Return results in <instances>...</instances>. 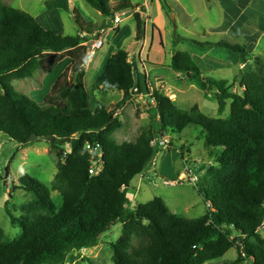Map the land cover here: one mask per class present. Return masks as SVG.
I'll return each mask as SVG.
<instances>
[{"label":"trees","instance_id":"obj_1","mask_svg":"<svg viewBox=\"0 0 264 264\" xmlns=\"http://www.w3.org/2000/svg\"><path fill=\"white\" fill-rule=\"evenodd\" d=\"M84 2L106 18L135 9L129 0L113 7L109 0ZM74 21L76 35L62 37L44 30L25 12L0 3V133L22 147L29 145L32 135L55 138L47 143L59 150L50 190L61 197L56 208L45 186L26 175L19 177L13 192L20 189L31 200L21 207L19 217L5 207L10 225L21 233L9 240L0 228V264H63L71 252L96 247L116 225L121 232L110 244L112 264H207L232 248L239 257L224 264H241L247 258L264 264V238L256 233L264 219V76L260 70L245 76L240 92H234L226 80L204 77L187 53L172 57L170 68L214 99L219 117L230 103V114L222 120L197 107L177 108L145 78L135 76V60L119 49L105 62L91 91L118 92L123 97L116 110L109 111L102 104L92 109L84 86L87 49L79 35L90 36L103 27L81 22L79 17ZM135 31L138 45L145 35L139 16ZM210 46L237 54L242 64L247 62L246 46L222 42ZM65 59L69 67L42 105L14 91L13 81L31 79L39 70L51 73ZM134 90L141 95L153 92L155 106L148 108L151 127L135 142L118 144L113 134L120 124L113 118ZM188 127L204 134L203 148L212 165L206 171L210 182L198 188V193L213 203L215 211L208 210L197 219L180 218L157 197L131 208L130 183L157 154L158 149L151 146L155 131L173 134ZM61 141L69 145V152L60 149ZM86 142L102 147L103 169L97 176L88 173L91 162L84 151ZM233 233L235 238L230 239Z\"/></svg>","mask_w":264,"mask_h":264},{"label":"rangeland","instance_id":"obj_2","mask_svg":"<svg viewBox=\"0 0 264 264\" xmlns=\"http://www.w3.org/2000/svg\"><path fill=\"white\" fill-rule=\"evenodd\" d=\"M121 1L123 0H109V6L113 7L115 3ZM129 1L132 5L140 7V10L137 11L135 7L134 10L118 14L121 23L114 30H112L113 24L111 22L113 17L106 18L101 16L87 5L84 0H0V3L25 12L36 20L42 28L62 37H74L76 35L75 17H79L81 22L86 24L103 27V30H105L102 36L103 46L95 52L91 60H87L91 43L86 48L87 58L83 64L85 71L84 86L90 94V107L92 109L102 104L109 111H113L116 110L123 96L118 92H93L91 91V84L101 74L111 48L114 51L128 49V52L131 54L130 59H133V56L135 59V55L133 54L135 49L140 48V45L142 47L143 42H140L138 45L135 43L134 26L136 16H139L144 23L141 10V3L144 0ZM168 1L165 0V2ZM168 5L178 12L175 4L169 1ZM221 6L211 2L209 8L203 6L201 3L199 7L194 8L191 2L187 3L186 11L191 17L181 13L178 22H176L177 29L169 13V19L164 18L160 26L162 45L158 43L155 36L154 42L151 44L149 29L153 22L156 25L157 22L152 20L151 13L153 7H150L149 15H151V21L146 25L144 35L146 43L140 52L142 51L145 56L151 52L149 54V61L153 64L162 65V68L165 69L161 70L150 63L146 64L148 60H145L144 70L141 69L140 65H136L135 76L138 74L145 78L153 89H159L162 93L166 92L167 97L180 110L187 111L192 107H197L203 114L209 117H218L226 120L230 114V103H227L226 112L219 117L217 115V104L214 99L203 94L190 79L181 76L178 80L176 73L172 69H168V66L171 64V56L173 57L178 52L186 50L190 52L191 50L196 51L194 50L196 48L189 44H179L178 37H190L192 38L190 40H199L210 45L221 42L226 44L233 43L231 40L235 39L236 34L234 30H231L227 35L207 33L209 32L210 25L213 27L219 26L223 18L225 19V25L229 26V21L235 20L233 18L234 13H232L231 17L228 10ZM193 24H195L194 27L192 26ZM262 28L258 26L254 34L250 31L246 36H238L239 39L236 42L246 46L248 52V59L245 64H242L238 55L233 53L232 59L227 57V65L229 66L225 70L222 68L217 72H209L210 69H206L209 68L208 65L199 63L202 71L206 72V76L213 79L226 80L229 84H232V91L234 92H240L239 84L243 83L242 80L248 74L256 71L259 72L260 70L261 75L264 76V35H259L264 33V29ZM118 32H121V35H117ZM123 32H125L124 35ZM93 35H96V33ZM93 35L88 36V40H91ZM212 53L216 56L222 55L219 50ZM209 55L211 56V54ZM208 61L210 64L214 63L212 60ZM194 62L197 63L198 61L194 60ZM68 67L69 60L65 59L51 73L39 70L31 79L13 81L12 87L15 92L21 93L39 105H42L44 97L49 93L56 79ZM136 92L134 91L131 94L129 101L124 103L114 115L113 119H116L120 124V128L113 134V138L118 144L135 142L142 132H148L151 127V117L148 113L147 105H145L148 102V97ZM157 137H165L171 141L173 140V143L169 140L168 145L166 144L159 148L153 161L140 175L131 181L128 190L130 207L134 208L137 204H145L157 197L164 202L171 213L180 218L197 219L206 215L208 210L214 212L213 203L211 201L209 203L208 201L205 202L198 193V188L210 182L207 179L206 171L212 165L207 151L203 148L204 134L201 130L197 127H188L182 132H175L173 134L155 131V137L152 139L151 145H154ZM47 143L45 141H34L22 147L11 142L5 135L0 133V228L9 240L17 239L21 232L10 225L5 207L9 209L14 217H19L21 207L31 200V195L20 189L12 192V198H10V188L19 185L18 179L20 176L26 175L41 183L48 189L55 207L59 208L61 205L59 194L50 190V184L57 172L56 162L59 150L53 149ZM170 143L172 144L171 147ZM61 145V150L65 153L69 152V145ZM6 174V186H3ZM260 225H264V219H262ZM120 232L121 227L119 225L112 227L107 233L102 235L96 247L80 252H71L63 264H112L110 244L117 240ZM256 233L261 238H264V231L256 229ZM234 238L235 233L232 234L230 239ZM238 257L239 253L235 248H232L221 259L207 264L230 263ZM253 263L254 260L252 258H247L241 264Z\"/></svg>","mask_w":264,"mask_h":264},{"label":"crops","instance_id":"obj_3","mask_svg":"<svg viewBox=\"0 0 264 264\" xmlns=\"http://www.w3.org/2000/svg\"><path fill=\"white\" fill-rule=\"evenodd\" d=\"M169 1H170V3L176 5V7L178 8V12H176L173 9V7H170L168 5ZM169 1L165 2V0H144L141 3V10L143 13V18H144L145 31H146V25L151 21V15H152V20L157 22V25L153 22L152 26L149 29L150 34H151V44L154 42V36H155L157 38L158 43L160 45H162V41H161L162 36H161L160 26L162 25L164 18L169 19V13L172 16L173 22H175V28L176 29H177L176 22H178V18H179L181 13H183L184 15H186L188 17H191V15H188L187 11H186V4L190 3V2L194 5V8L199 7L200 3L203 6H207L209 8L210 3L214 2V3H216V5H218V4L222 5L225 9H227L231 17L233 15L232 13H234L233 18L235 20L229 21L230 26L225 25V21H224L225 19L223 18L222 23L219 26L216 25L213 27L210 25L209 26L210 29L208 30L209 32H207V33H211V34H215V35H227L228 33L231 32V30H234V33H236L235 39L231 40V42H233L235 44L229 43L230 45H240L239 43L236 42L237 39H239L238 36H246V34H249L250 31H252L254 34L256 32L255 31L256 27L260 26L262 28V26H264V0H169ZM150 7H153L151 15H149ZM136 10L139 11L140 7H136ZM224 16H226V15L224 14ZM192 26L194 27L195 24H193ZM134 29H135V26H134ZM262 29H264V28H262ZM44 30H47V29H44ZM47 31H49V30H47ZM124 34H125V32H123V35ZM117 35H121V32L120 33L118 32ZM259 35H264V33H261ZM185 36H187V35H185ZM135 37H136V31L134 32V39H135ZM190 39H192V38H190V37H178V40H179L178 43L179 44L180 43L189 44V45L195 47L196 49H194V50H196V51L194 52L191 50V52H190L189 50H186V51L180 52V53H187L188 55H190V57L192 58L193 61L194 60L198 61L196 64H197L200 72L204 75V77H208V76H206L207 75L206 72L202 71V67L200 66L199 63H202L203 65L204 64L208 65L209 68H206V69H208V70L210 69L209 72H212V71L217 72V71H220L222 68H224V70L226 68H228L229 65H227V57L232 59L231 56L234 55L233 53L228 52L224 49H219V48L210 46V45L202 47V46H199L198 42H200V43H206V42H201L199 40H194V39L190 40ZM142 42H143V44L142 43L141 44L143 47L144 44L146 43V39L143 40ZM193 42H197V43H193ZM142 47L140 45V48H136L134 53H133L135 55V59L133 56L132 60L133 61L135 60L136 65L137 64L140 65L141 69L144 70L145 60H148V63H146V64L150 63L151 65L157 66V67H159V69L164 70L165 68H162L163 67L162 65L153 64L149 61V54L151 52H149V54H146V56L143 54L142 51L140 52ZM217 50H219L221 52V54H222L221 56H216L212 53V52H217ZM113 51L114 50H112V48L109 50L107 59L113 53ZM125 51L128 52L129 50L125 49ZM128 53H129V55H131L130 52H128ZM209 54H211V56ZM225 54H227V55H225ZM171 58H172V56H171ZM107 59H106V61H107ZM208 60H212V61H214V63L210 64ZM104 65H105V63H104ZM168 69H171L170 66H168ZM101 72H102V70H101ZM176 75H177V78L179 80L181 78V76L178 74H176ZM146 82H147V80H146ZM120 95H122V94H120Z\"/></svg>","mask_w":264,"mask_h":264},{"label":"built area","instance_id":"obj_4","mask_svg":"<svg viewBox=\"0 0 264 264\" xmlns=\"http://www.w3.org/2000/svg\"><path fill=\"white\" fill-rule=\"evenodd\" d=\"M122 15V14H121ZM119 15L116 14L114 15V17L112 18V30L116 29L117 26H119V24L121 23V19L118 17ZM105 30H101L99 32L96 33V35H93L91 40H88V35L86 34H80V38L84 40V42L82 43V46L86 47L88 46L89 43L91 46V49L88 53V59H92L94 57V54L97 50L101 49L103 46V39L102 36L104 35ZM95 36V37H94ZM136 91V90H134ZM152 90L150 91V93L148 95H144L148 97V102L147 104V108L149 107H154L155 106V101L152 98L151 94H152ZM166 97H167V93L164 92L163 93ZM163 136H165V134H163ZM170 139H167L165 137L160 138L157 137L156 140L154 141V145H151L155 148H157L159 150V148H161L162 146H165ZM168 145V144H167ZM84 151L87 153V155L89 156V161L91 162V165L89 167L88 173L91 176H97L103 169V151H102V147L100 146L99 143H89L86 142L84 144ZM157 155V154H156ZM264 231V225H261L258 228V231ZM241 256L244 257V254L241 252Z\"/></svg>","mask_w":264,"mask_h":264},{"label":"water","instance_id":"obj_5","mask_svg":"<svg viewBox=\"0 0 264 264\" xmlns=\"http://www.w3.org/2000/svg\"><path fill=\"white\" fill-rule=\"evenodd\" d=\"M88 60V59H87ZM87 60H86V62H87ZM187 77H189V74H187ZM54 137H52V136H45V137H40L39 139L37 138V136H35V135H32L29 139H28V143H32V142H34V141H37V140H39V141H45V142H52V141H54ZM70 142V140L68 139L67 141H66V143H69ZM65 143V141H61V144H64ZM6 180H7V174L5 175V177H4V181H3V186H6ZM13 192V187H11L10 188V198H12V195H11V193Z\"/></svg>","mask_w":264,"mask_h":264},{"label":"clouds","instance_id":"obj_6","mask_svg":"<svg viewBox=\"0 0 264 264\" xmlns=\"http://www.w3.org/2000/svg\"><path fill=\"white\" fill-rule=\"evenodd\" d=\"M88 59V58H87Z\"/></svg>","mask_w":264,"mask_h":264}]
</instances>
